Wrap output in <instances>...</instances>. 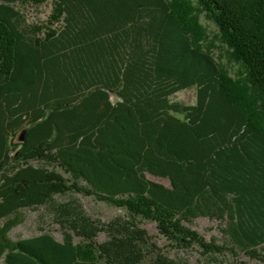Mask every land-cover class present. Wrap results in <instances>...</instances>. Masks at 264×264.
I'll use <instances>...</instances> for the list:
<instances>
[{
  "label": "trees",
  "instance_id": "16d2710c",
  "mask_svg": "<svg viewBox=\"0 0 264 264\" xmlns=\"http://www.w3.org/2000/svg\"><path fill=\"white\" fill-rule=\"evenodd\" d=\"M48 1L42 24L15 7ZM198 15L239 79L202 48ZM189 89L193 104L172 101ZM66 194L124 213L101 222ZM37 207L61 240H12ZM196 218L219 221L223 243ZM143 223L172 249L264 259V0H0V264H187Z\"/></svg>",
  "mask_w": 264,
  "mask_h": 264
},
{
  "label": "rangeland",
  "instance_id": "374dc122",
  "mask_svg": "<svg viewBox=\"0 0 264 264\" xmlns=\"http://www.w3.org/2000/svg\"><path fill=\"white\" fill-rule=\"evenodd\" d=\"M15 7L23 15L25 25L45 23L51 12L50 1L41 6L17 4ZM197 20L202 29L200 39L202 48L215 59L220 67L226 69L231 77L239 79L241 77V67L232 59L229 49L220 41L217 28L203 15H198ZM194 100V89L181 91L172 97V101L183 104H193ZM19 133H21V131ZM16 141L17 140L14 139L13 143ZM152 180L166 184L165 181H160L159 179ZM73 199L81 204L84 212L88 216L101 222H108L114 217L124 213L123 210L98 202L92 197H84L77 194H66L64 196L55 197V200L58 202H66ZM18 219V223L8 233V236L12 240L34 236L39 232V229L50 232L58 241L62 238L61 230L58 225L54 223L44 207L20 209ZM185 225L197 231L206 241L215 239L218 243H223L222 226L219 221L209 218H196L190 223H185ZM142 227L150 237V242L153 243L161 253L179 262H185L187 264H239L240 262H245L246 264H264V259L259 260L250 258L244 252H239L237 256L224 255L217 256V258L213 259L201 256L197 247L187 250L172 249L167 245L164 238L158 235L154 224L143 223ZM105 239L106 237L103 233H100L97 237L98 242H102ZM263 247L264 245L260 246L257 250L260 254L264 255Z\"/></svg>",
  "mask_w": 264,
  "mask_h": 264
},
{
  "label": "water",
  "instance_id": "95a60500",
  "mask_svg": "<svg viewBox=\"0 0 264 264\" xmlns=\"http://www.w3.org/2000/svg\"><path fill=\"white\" fill-rule=\"evenodd\" d=\"M22 139V135L20 136V140Z\"/></svg>",
  "mask_w": 264,
  "mask_h": 264
}]
</instances>
